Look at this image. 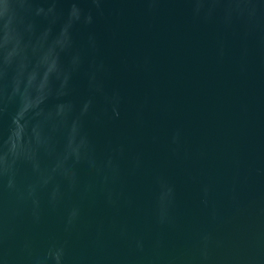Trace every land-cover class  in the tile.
Returning <instances> with one entry per match:
<instances>
[{
    "label": "water",
    "instance_id": "water-1",
    "mask_svg": "<svg viewBox=\"0 0 264 264\" xmlns=\"http://www.w3.org/2000/svg\"><path fill=\"white\" fill-rule=\"evenodd\" d=\"M0 264H264V0H0Z\"/></svg>",
    "mask_w": 264,
    "mask_h": 264
}]
</instances>
